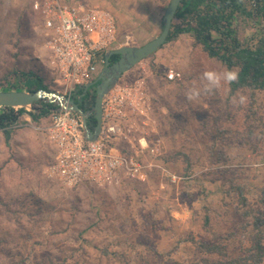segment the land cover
<instances>
[{
  "label": "rangeland",
  "instance_id": "rangeland-1",
  "mask_svg": "<svg viewBox=\"0 0 264 264\" xmlns=\"http://www.w3.org/2000/svg\"><path fill=\"white\" fill-rule=\"evenodd\" d=\"M33 1L0 0V91H18L12 72L32 71L62 95ZM87 1L113 14L114 50L157 38L172 0ZM261 23L239 16L234 25L241 41L254 46L264 36ZM140 65L152 74L145 133L159 149L141 157L145 184L67 188L46 173L54 147L44 133L25 120L9 141L0 131V264H215L244 256L253 232L243 229L239 198L229 186H242L257 207L264 187V90L238 91L247 96L243 106L231 103L238 92L231 94L229 85L188 101L186 90L201 85L204 71L227 69L190 35L165 43L118 84L134 81ZM171 69L181 78L166 82ZM22 131L19 142L14 138ZM213 147L224 156L220 163H212ZM173 211L183 216L177 220ZM203 245H217L223 254H209Z\"/></svg>",
  "mask_w": 264,
  "mask_h": 264
},
{
  "label": "built area",
  "instance_id": "built-area-1",
  "mask_svg": "<svg viewBox=\"0 0 264 264\" xmlns=\"http://www.w3.org/2000/svg\"><path fill=\"white\" fill-rule=\"evenodd\" d=\"M32 9L43 23L45 48L53 75L63 86L61 94L72 99L77 88L99 76L105 54L117 40L115 18L84 0H34ZM138 72L134 81L118 84L105 98L96 142L84 140L76 115L57 108L39 122L29 113L21 116L20 121L44 133L55 149L46 172L49 177L72 189L83 185L103 189L120 186L124 180L147 183L149 175L141 157L148 149L152 153L159 149L157 144L150 145L145 133L151 103L147 85L152 74L141 65ZM180 78L181 73L173 69L164 75L166 82ZM176 178L171 176L173 182Z\"/></svg>",
  "mask_w": 264,
  "mask_h": 264
},
{
  "label": "trees",
  "instance_id": "trees-1",
  "mask_svg": "<svg viewBox=\"0 0 264 264\" xmlns=\"http://www.w3.org/2000/svg\"><path fill=\"white\" fill-rule=\"evenodd\" d=\"M249 2L250 4H248ZM239 16L253 19L258 23L256 27H262L260 22H264V0H183L166 41L167 43L182 35H190L196 43L202 46L210 58L216 59L229 70L238 69V82L229 85L231 94L242 89L264 90V36L254 46L248 42H242L234 25ZM118 58L117 55L113 56L111 61L115 62ZM11 76L19 79L17 90L37 91L42 89L50 91L45 80L32 71L12 72ZM95 97V87H92L88 92H85L84 88H77V93L73 98L84 111H89L94 107ZM34 107L38 109L37 112L2 108L0 131L4 134L6 141L11 139V135L15 132L24 113H29L34 122H39L42 118L47 117L52 109H56L57 105L40 102L36 103ZM92 124H95V119ZM214 148L212 163H220L224 156L221 152L214 151ZM229 188V192L235 193L239 198L243 229L253 232L250 237L251 245L244 251V256L236 259H224L215 264H263L264 187L257 201V207H253L249 202L242 186L230 185ZM203 248L209 254H223L217 245H203Z\"/></svg>",
  "mask_w": 264,
  "mask_h": 264
},
{
  "label": "water",
  "instance_id": "water-1",
  "mask_svg": "<svg viewBox=\"0 0 264 264\" xmlns=\"http://www.w3.org/2000/svg\"><path fill=\"white\" fill-rule=\"evenodd\" d=\"M183 0H172L163 17V31L161 34L143 46H122L118 49L107 51L105 64L101 73L94 81L88 83L84 90L95 87L96 97L92 110L84 111L75 98L67 97L46 90L37 91H0V108L25 109L27 112H37L36 103L45 102L56 104L57 110H62L76 115L81 122L83 138L86 142H96L99 138L103 118V102L109 93L117 86L124 74L128 73L137 64L153 55L167 41L175 15ZM119 56L115 62L113 56ZM82 97V96H81ZM95 119V124L91 122Z\"/></svg>",
  "mask_w": 264,
  "mask_h": 264
},
{
  "label": "clouds",
  "instance_id": "clouds-1",
  "mask_svg": "<svg viewBox=\"0 0 264 264\" xmlns=\"http://www.w3.org/2000/svg\"><path fill=\"white\" fill-rule=\"evenodd\" d=\"M172 78L173 76L170 73L169 79ZM238 80V69H224L219 72L207 70L201 75V85L188 88L185 92V97L188 101H197L201 98V96L214 94L222 85H231L232 83L238 82ZM231 103L234 106H243L247 103V96L242 92H238L231 98Z\"/></svg>",
  "mask_w": 264,
  "mask_h": 264
},
{
  "label": "crops",
  "instance_id": "crops-1",
  "mask_svg": "<svg viewBox=\"0 0 264 264\" xmlns=\"http://www.w3.org/2000/svg\"><path fill=\"white\" fill-rule=\"evenodd\" d=\"M84 3H85L86 5H90V4L88 3L87 0H84ZM87 3H88V4H87ZM22 132H23V133H21V134H16V136H15L14 139H16V140H18L19 142H21V136L24 134V131H22ZM54 154H55V149H54ZM184 212H185V215L187 216V210H184ZM171 216H173L175 219L178 220V218H180L179 216H183V214L179 213L178 211H173V213H172ZM176 222H177V221H176ZM184 244H185V243H184Z\"/></svg>",
  "mask_w": 264,
  "mask_h": 264
},
{
  "label": "flooded vegetation",
  "instance_id": "flooded-vegetation-1",
  "mask_svg": "<svg viewBox=\"0 0 264 264\" xmlns=\"http://www.w3.org/2000/svg\"><path fill=\"white\" fill-rule=\"evenodd\" d=\"M93 119H94V118H92V120H91L92 123H93Z\"/></svg>",
  "mask_w": 264,
  "mask_h": 264
}]
</instances>
